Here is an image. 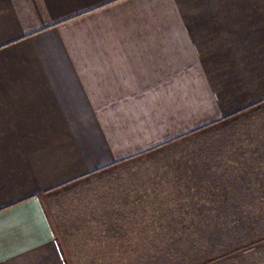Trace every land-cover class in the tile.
Wrapping results in <instances>:
<instances>
[{
    "label": "crops",
    "instance_id": "1",
    "mask_svg": "<svg viewBox=\"0 0 264 264\" xmlns=\"http://www.w3.org/2000/svg\"><path fill=\"white\" fill-rule=\"evenodd\" d=\"M225 1L0 0V264H118L203 211L264 247V0Z\"/></svg>",
    "mask_w": 264,
    "mask_h": 264
},
{
    "label": "rangeland",
    "instance_id": "2",
    "mask_svg": "<svg viewBox=\"0 0 264 264\" xmlns=\"http://www.w3.org/2000/svg\"><path fill=\"white\" fill-rule=\"evenodd\" d=\"M180 3L191 11H195L198 9L197 5L203 8L211 4H225L226 1L180 0ZM203 212L201 214L195 213L194 219L191 220L164 221L163 226L165 224L169 226L164 227L162 230H158L159 224L155 221L153 234L151 233V235H147L146 237H136V239H139L136 251L110 254L118 264L121 262V264H126L128 262L126 260L128 259H130V264H264V247L258 248L260 247L259 245L252 250L249 248L238 250V252L230 251L229 253H223V259L217 258L218 260L215 261V256L220 254L221 249L226 248L228 244L231 246L241 243L242 237L201 235L207 234L210 229L215 231V233L226 231L220 230L221 221L210 219L209 214H203ZM177 227L179 229L175 230ZM246 230L239 229V232ZM159 231H162L163 235H158ZM245 244L246 242L241 243L239 246ZM107 259L106 263L109 264L110 259ZM205 259L210 261L206 262Z\"/></svg>",
    "mask_w": 264,
    "mask_h": 264
},
{
    "label": "trees",
    "instance_id": "3",
    "mask_svg": "<svg viewBox=\"0 0 264 264\" xmlns=\"http://www.w3.org/2000/svg\"><path fill=\"white\" fill-rule=\"evenodd\" d=\"M241 243H238L236 246L235 245H228L226 248H224V249H221V251H220V254L219 255H217V256H215V261L216 260H218V259H223V257H222V254L223 253H226V252H230V251H233V252H238V250H242V249H245V248H247V247H249V246H247L248 244H245V245H242V246H239ZM222 252V253H221ZM211 257H213V255H211ZM218 258V259H217ZM205 261L207 262V261H210V260H207V259H205ZM209 263V262H208Z\"/></svg>",
    "mask_w": 264,
    "mask_h": 264
}]
</instances>
